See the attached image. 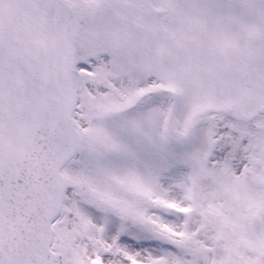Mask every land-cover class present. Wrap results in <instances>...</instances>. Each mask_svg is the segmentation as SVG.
Masks as SVG:
<instances>
[{"label": "snow or ice", "instance_id": "6c2138e0", "mask_svg": "<svg viewBox=\"0 0 264 264\" xmlns=\"http://www.w3.org/2000/svg\"><path fill=\"white\" fill-rule=\"evenodd\" d=\"M0 264H264V0H0Z\"/></svg>", "mask_w": 264, "mask_h": 264}]
</instances>
